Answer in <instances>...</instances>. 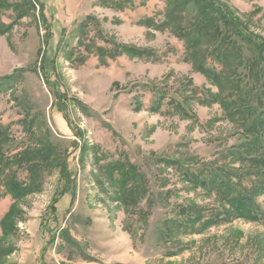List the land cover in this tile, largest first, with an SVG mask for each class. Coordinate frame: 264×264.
Here are the masks:
<instances>
[{
	"label": "rangeland",
	"instance_id": "rangeland-1",
	"mask_svg": "<svg viewBox=\"0 0 264 264\" xmlns=\"http://www.w3.org/2000/svg\"><path fill=\"white\" fill-rule=\"evenodd\" d=\"M177 1L0 0V78L19 76L0 93V123L14 140L7 154L52 144L57 163L19 201L6 237L13 200L0 179V249L10 251L0 264H264V218L209 222L223 201L182 175L230 162L225 154L249 137L250 120L200 102L218 88L198 70L200 56L187 55L178 24L160 25ZM214 1L264 40V0ZM154 88L167 95L155 111ZM119 163L127 177L115 183ZM257 202L264 211V194ZM187 207L199 219L179 214Z\"/></svg>",
	"mask_w": 264,
	"mask_h": 264
},
{
	"label": "trees",
	"instance_id": "trees-1",
	"mask_svg": "<svg viewBox=\"0 0 264 264\" xmlns=\"http://www.w3.org/2000/svg\"><path fill=\"white\" fill-rule=\"evenodd\" d=\"M191 3H196V12L192 21L184 24L183 19ZM152 22L153 20L145 21L146 24ZM175 23L178 24V36L185 42L187 55L193 57L192 60L197 55L200 56L198 70L218 88V92L208 90L207 96L200 102L219 103L231 116L247 113L250 120L245 130L249 137L241 145L230 148L225 154V157L231 159L230 162L216 164L214 161L204 163L199 168H182V175L192 185L200 187L208 194H217L218 199L223 201L224 207L209 222H227L232 217L260 221L264 218V211L257 202V197L264 194V40L248 32L239 17L214 0H178L173 7L169 4L160 25ZM200 49L203 50L199 53ZM132 51L144 58L154 54L153 51L146 49L136 48ZM18 78V75L0 78V93L10 89ZM153 90L155 104L152 110L155 111L160 108L161 101L167 98V95L156 88ZM227 90H230L228 95L224 94ZM233 91L239 94L238 97L233 98V95H236L232 93ZM55 95L59 101L58 107L65 113L71 130L76 136L83 137L81 130L76 129L67 118L66 106L62 99L64 94L55 92ZM170 101H175L176 109L185 110L182 101L175 99ZM185 111L186 114L189 110ZM187 115L193 116L190 111ZM29 131L33 137L34 132ZM13 142L8 127L0 123V179L3 180L5 190L13 200L11 210L1 222L4 237L13 226L11 222L17 215L19 201L37 192L42 187L45 174L50 171V167L57 165L52 160L54 155L52 144L35 148L32 143L33 145L30 144L8 155ZM63 163L62 176L68 180L71 172L68 164L64 161L61 164ZM123 166L122 163L111 166L113 182L117 183L119 179L125 180L127 177L128 170L125 171ZM19 169L27 171V180L18 178ZM244 180L251 181V186H245ZM184 209L179 214H187V222L197 218L196 214H192V208ZM9 253L6 248H1L0 258Z\"/></svg>",
	"mask_w": 264,
	"mask_h": 264
}]
</instances>
